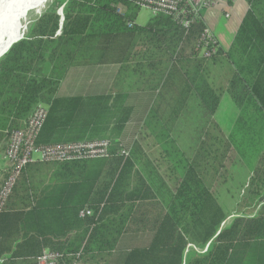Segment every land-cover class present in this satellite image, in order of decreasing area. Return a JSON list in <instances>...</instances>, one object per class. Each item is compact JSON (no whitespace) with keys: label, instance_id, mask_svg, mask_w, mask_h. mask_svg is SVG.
<instances>
[{"label":"trees","instance_id":"trees-1","mask_svg":"<svg viewBox=\"0 0 264 264\" xmlns=\"http://www.w3.org/2000/svg\"><path fill=\"white\" fill-rule=\"evenodd\" d=\"M247 2L250 8L231 47L224 50L218 43L209 57L202 54L203 19L184 28L160 14L140 26L135 21L140 8L128 0H52L28 24L24 38L0 58V129L8 137L24 127L21 122L38 104L55 101L71 66L104 60L122 33L142 46L123 57L121 73L134 77L132 87L188 94L166 116L157 107L146 116L143 128L165 155L158 170L145 161L141 143L130 149L110 137L87 139H109V157L51 163L57 181L76 185L75 194L87 200L66 207L40 203L22 213L24 223L31 221L35 235L44 238L31 264L42 246L64 253L68 264H237L241 248L264 241V206L259 205L264 197V0ZM120 3L127 7L124 13L117 10ZM223 61L231 67L227 87L211 80ZM225 91L240 108L229 136L214 119ZM179 125L192 138V153L178 143ZM43 130L39 144L65 142L43 141ZM238 162L248 168L250 179L236 208L240 216L222 227L227 214L212 189ZM44 193L47 197L48 190ZM258 206L257 216L247 215ZM86 209L92 214L81 215Z\"/></svg>","mask_w":264,"mask_h":264},{"label":"crops","instance_id":"crops-1","mask_svg":"<svg viewBox=\"0 0 264 264\" xmlns=\"http://www.w3.org/2000/svg\"><path fill=\"white\" fill-rule=\"evenodd\" d=\"M243 2L246 3L247 9L241 11ZM218 3L224 14L230 12V18L236 17L239 21L237 28L235 25L228 24L217 34L205 20L208 13L205 15L204 21L214 32L220 47L227 50L231 47L250 5L247 0H231V2L227 0L228 4L224 1ZM135 45L136 43L134 45L133 43H117L115 49L103 57L104 60L82 62L69 68L60 82L55 101L48 105L49 115L41 136L44 138L43 141L70 142L84 141L94 137H110L111 140L119 141L120 146L130 149L139 142L144 149L145 161H150L152 168L158 170L157 164L165 159V155L161 153L152 132L143 128L146 116L154 107L166 116L169 110L177 109L182 103L185 92L174 93L171 90H165L159 95V93L139 91L132 87L134 77L128 74L125 78L121 71L124 65L123 57ZM135 50H142V46H135ZM223 63L229 66L225 61ZM218 69L219 67H214L211 80L216 85L227 87L229 79L226 85L219 84L221 76ZM229 69L231 70L230 66ZM186 96H188L187 93ZM239 115L240 108L225 91L214 114V119L224 135L229 136ZM25 122H21L22 126ZM182 130L183 125H179L178 143L183 151L192 153L193 150L190 149L192 138ZM7 142V132L0 129V182L4 179L9 166L5 156ZM161 166L166 167V163H161ZM54 170L55 165L50 162H34L27 167L18 181L0 218L1 264H31V255L37 253V248L44 241L43 237H37L33 232L34 226L32 227L31 221L24 223L23 212L29 211L40 203L48 207H66L68 204L78 205L87 200L86 197L75 194L76 185L67 182L59 183L60 181L54 177ZM96 172L99 174V170ZM249 179L248 168L238 162L231 165V175L226 178L225 182L220 187L212 189L227 214L222 227L231 225L234 219L240 216L236 208ZM46 190H48L47 197L45 193L43 195ZM259 211L258 206L247 215L254 217ZM50 234L49 240H52L54 235ZM254 245L257 246L258 255L264 251V241H252L241 248L237 264H249L251 248ZM194 248L201 252L207 250V247L203 250L198 247ZM44 250H51V248L42 246V252Z\"/></svg>","mask_w":264,"mask_h":264},{"label":"built area","instance_id":"built-area-1","mask_svg":"<svg viewBox=\"0 0 264 264\" xmlns=\"http://www.w3.org/2000/svg\"><path fill=\"white\" fill-rule=\"evenodd\" d=\"M139 8H144L157 16L160 14L171 15L178 23L189 28L194 20L203 19V10L213 7L218 2L227 0H128ZM228 8V5H227ZM120 13H124L127 7L124 3L117 6ZM225 18H230L227 12ZM205 22V21H204ZM133 23H129L132 27ZM202 54L211 56L217 51L219 43L212 29L205 23V29L201 37ZM49 115V107L46 104H38L23 128L13 129L8 137L5 156L8 160V169L4 179L0 182V216L13 194V191L27 167L34 162L65 163L79 160H92L109 157L111 155V141L109 139H94L84 141L58 142L39 144L38 139L46 124ZM122 154L129 155V151L123 150ZM260 206H264V197ZM89 209L83 210L81 215H91ZM81 254H77V258ZM36 264H68L66 256L60 251L44 250L38 257ZM73 264H82L78 260Z\"/></svg>","mask_w":264,"mask_h":264},{"label":"rangeland","instance_id":"rangeland-1","mask_svg":"<svg viewBox=\"0 0 264 264\" xmlns=\"http://www.w3.org/2000/svg\"><path fill=\"white\" fill-rule=\"evenodd\" d=\"M237 1H243V0H237ZM52 2V0L47 1L43 6L38 7L36 9L30 10L28 12V18H27V23L20 28V33L17 37H21L27 30L28 24L30 22H33L35 19L39 17L40 14L48 7V5ZM243 7L241 8V11H244L247 9V5L245 2H243ZM208 13L207 17L205 20L208 21V24L212 29L215 31V33L219 34V31L224 30L225 26L230 24V25H235L237 28L239 26V21L236 19V17H232L229 20L225 18L224 11L221 7V5L218 3L213 7H209L203 10V17L205 18V15ZM153 17V14L151 11L140 8L138 16L136 18V23L140 26H145L147 23L151 20ZM32 20V21H31ZM237 20V22H235ZM210 21V23H209ZM212 23V24H211ZM214 27V28H213ZM236 30V29H235ZM235 32V31H234ZM127 34H119L118 36L114 37V40L112 43H130L131 40L128 39ZM219 75L221 76L220 83L222 85H226L229 77H230V69L229 66L224 65L223 67H219ZM227 130V129H226ZM256 245H254L251 249V255L249 259V264H264V251L257 254L256 251Z\"/></svg>","mask_w":264,"mask_h":264},{"label":"bare ground","instance_id":"bare-ground-1","mask_svg":"<svg viewBox=\"0 0 264 264\" xmlns=\"http://www.w3.org/2000/svg\"><path fill=\"white\" fill-rule=\"evenodd\" d=\"M49 0H0V55L17 37L27 23L28 12L43 6Z\"/></svg>","mask_w":264,"mask_h":264},{"label":"water","instance_id":"water-1","mask_svg":"<svg viewBox=\"0 0 264 264\" xmlns=\"http://www.w3.org/2000/svg\"><path fill=\"white\" fill-rule=\"evenodd\" d=\"M61 15H62V20H64V16H63V14L61 13ZM41 16V14L39 15V17ZM32 23V22H31ZM24 36L25 35H23L21 38H19L18 40H16L15 42H13V43H11L10 45H9V47L0 55V58L2 57V56H4L7 52H8V50L12 47V45L14 44V43H16V42H18L19 40H21V39H23L24 38Z\"/></svg>","mask_w":264,"mask_h":264}]
</instances>
